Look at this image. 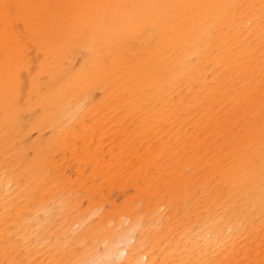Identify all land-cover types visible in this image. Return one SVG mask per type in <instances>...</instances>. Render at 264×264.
<instances>
[{
  "label": "bare ground",
  "instance_id": "6f19581e",
  "mask_svg": "<svg viewBox=\"0 0 264 264\" xmlns=\"http://www.w3.org/2000/svg\"><path fill=\"white\" fill-rule=\"evenodd\" d=\"M0 264H264V0H0Z\"/></svg>",
  "mask_w": 264,
  "mask_h": 264
}]
</instances>
